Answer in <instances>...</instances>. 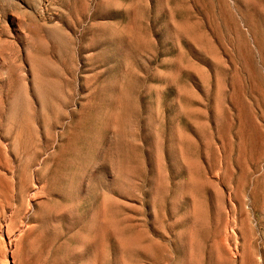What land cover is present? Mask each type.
<instances>
[{
  "label": "rangeland",
  "instance_id": "obj_1",
  "mask_svg": "<svg viewBox=\"0 0 264 264\" xmlns=\"http://www.w3.org/2000/svg\"><path fill=\"white\" fill-rule=\"evenodd\" d=\"M14 1L0 260L264 264V0H43L45 20ZM101 206L140 249L104 228L72 252Z\"/></svg>",
  "mask_w": 264,
  "mask_h": 264
},
{
  "label": "bare ground",
  "instance_id": "obj_2",
  "mask_svg": "<svg viewBox=\"0 0 264 264\" xmlns=\"http://www.w3.org/2000/svg\"><path fill=\"white\" fill-rule=\"evenodd\" d=\"M11 1V0H10ZM14 1V0H13ZM21 1V0H20ZM14 2H16V1H14ZM22 2H24L25 3V5H26V7L28 8V9H31L32 11H33V14H35L38 18H43L44 20L45 19H47V18H49L50 17V14H47V8H46V4H45V2L43 1V0H22ZM17 3V2H16ZM14 5H15V3H14ZM17 5H18V3H17ZM16 6V5H15ZM20 6H21V4H20ZM17 7V6H16ZM22 7V6H21ZM23 8V7H22ZM21 9V8H20ZM26 13H27V11H25ZM30 13H32L31 11H30ZM34 16V15H33ZM37 17H36V19H37ZM34 18V17H33ZM39 20V19H38ZM3 22V25L5 26V20H0V22ZM18 21V20H17ZM24 22H25V19H24ZM12 24V23H11ZM21 24L22 23H20L19 25L21 26ZM26 24V26H24V27H28V24L27 23H25ZM3 25H2V27H3ZM19 25H16V26H19ZM7 26H9V24L7 25L6 24V27ZM6 27H3V28H5V29H3L2 28V30L0 31L1 33H0V37L1 36H4V35H6L7 36V34H9V33H7L6 34V31H8V29L6 28ZM22 27H23V24H22ZM29 29H26V30H30V27H28ZM15 29V28H14ZM19 29V28H18ZM17 29V30H18ZM13 30V29H12ZM20 30H22V28L20 29ZM33 30V29H32ZM16 31V30H15ZM9 32H11V30L9 31ZM18 32V31H17ZM31 32V31H30ZM22 33V32H21ZM32 33V32H31ZM19 34V33H18ZM25 34H27V33H25ZM10 35V34H9ZM14 35H16V33L14 34ZM13 35V36H14ZM21 36V35H20ZM22 36H23V34H22ZM29 36V35H28ZM10 37H12V36H10ZM7 38V37H6ZM8 38H9V36H8ZM19 38V37H18ZM23 38H25V37H23ZM14 39V38H13ZM22 39V38H21ZM10 39H8V41H9ZM17 40V39H16ZM2 40H0V42H1ZM10 41H13V40H10ZM21 41V40H20ZM15 42V41H14ZM22 42H24L23 41V39H22ZM16 44H17V41L15 42ZM24 44H27V43H25L24 42ZM12 45H13V43H12ZM15 45V44H14ZM30 47V46H29ZM182 161V160H181ZM183 162V161H182ZM119 163V162H118ZM185 163V162H184ZM117 172L119 173L120 172V169H119V166H118V168H117ZM189 183H188V185L190 186L191 184L192 185H194L195 184V181L192 179V178H190V180L188 181ZM192 187V186H191ZM102 203V202H101ZM105 204V200H103V203H102V205H104ZM69 207H67V209H68ZM62 209V208H61ZM61 211V210H60ZM59 212V211H58ZM57 212V213H58ZM192 212V211H191ZM94 216H95V224H96V227H97V230H98V232L97 233H95V234H93L92 235V238H88V237H86L84 234H81V233H79V232H77V234L74 236L75 237V239H76V242H77V246H75L74 248H72V252H74V253H76V254H79V253H81L82 251H83V249L86 247V246H88L89 244H91L92 242H95V240H97V239H99V233L102 231V229H104V228H112L113 229V234H114V236L116 237V239L119 241V243H120V246L122 247V249H125V248H128L129 246L130 247H133V248H135V249H140V246H139V244H138V242L136 243L135 241H129V239H127L126 237H123L122 235H121V231H120V229L119 228H116V227H113L112 226V221L105 215V211H104V207L103 206H101L100 208H99V210L94 214ZM8 226V225H7ZM11 228V227H10ZM8 229V228H7ZM6 231H8L7 233H10V230H5V234L6 235H8V237H9V235L10 234H12V233H10V234H7L6 233ZM11 232H13V230H11ZM17 236V235H16ZM19 236V235H18ZM7 237V236H6ZM12 237V236H11ZM3 238V237H2ZM14 238H15V236H14ZM19 238V237H18ZM17 240V239H16ZM10 243V242H9ZM9 243H8V245H9ZM15 243V242H14ZM4 244V243H3ZM7 245V244H6ZM14 245V244H13ZM119 246V247H120ZM13 247V246H12ZM17 247V246H16ZM9 248V247H8ZM15 248H13V250H14ZM11 250V249H10ZM121 250V249H120ZM214 250V249H213ZM217 250V249H216ZM215 251V250H214ZM12 252H14V251H12ZM11 252V253H12ZM11 255V254H10ZM12 258V257H11ZM94 258L95 257H91L90 258V260L86 263V264H96L95 263V261H94ZM14 260V259H13ZM4 260H0V264H5L4 262H3ZM7 262H8V260H7Z\"/></svg>",
  "mask_w": 264,
  "mask_h": 264
}]
</instances>
